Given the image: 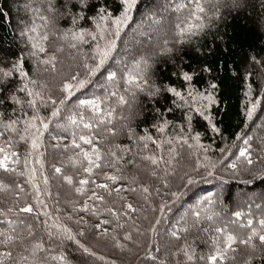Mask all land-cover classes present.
<instances>
[{"label": "trees", "instance_id": "16d2710c", "mask_svg": "<svg viewBox=\"0 0 264 264\" xmlns=\"http://www.w3.org/2000/svg\"><path fill=\"white\" fill-rule=\"evenodd\" d=\"M51 2L62 14L49 12L48 0H0V67L11 65L19 58L23 70L29 74L28 79L37 81L38 89L42 83L54 88L67 75L69 68L83 71L79 66L85 53L96 56L98 62L99 55L94 50L97 46L100 50H105L108 40H115L116 44L115 51L107 61L113 70L119 68L120 71L134 74L132 57L135 56L138 60L144 55L148 59L147 79L153 89H160L153 95H149L147 91H136L133 99L124 89H132L134 86L124 85L120 72L114 84L106 82L105 77L99 74L95 77L83 75L81 78L90 81L86 87L89 98L94 94L105 101L101 105L103 109L115 110L112 125L119 134L101 141L100 136L107 135L103 126H100L99 134L91 129H83L82 126L75 130L76 142L85 152L90 153L91 148L79 140V135L93 139L102 154L111 147L124 157L119 162V171L116 168L103 169L108 175L124 177L114 185L121 189L119 194L113 192L109 197L105 190H95L106 196L105 203L109 206L111 201L115 202L114 210H119L124 202L132 203L137 210L131 214V218L124 217L119 220L120 223L127 221L123 230L108 226L109 237H93L92 224L100 219L112 218L107 213L90 217L83 212H73L68 201L82 203L84 198L78 197L73 188L62 183L54 173V167H61L63 174L72 176L77 182L80 178H88L80 169L79 163L74 167L68 159L73 152H79V149L65 153V145L70 146L73 140L72 130L62 135L60 140L50 139L48 133L52 132L56 123L55 120H48L51 107L33 113L25 105L24 110L29 115H37L45 123H50V127L47 132L41 129L40 147L33 149L31 134L40 128L38 122L35 128L25 134L26 139L22 141L15 132L5 131L4 120H0V149L3 150L0 156L8 155L11 158L7 161L9 167L16 169L9 173L0 170V181L10 186L9 191H0V233L8 232L23 238L27 234L18 226L19 220L33 223L32 218L38 216L39 221H47V227L41 223L34 228L37 239L42 238L48 249L43 254L49 257L47 264H62L59 260L50 259V256L59 254L67 257L68 264H111L112 261L115 264H207L203 260H187L180 249L190 246V254H194L196 258L207 255L211 242L215 239L213 233L194 230L186 234L180 230L185 226L181 216L190 208L195 210L200 202L199 198L206 197L209 193L212 194L210 199L214 201L209 206L210 209L220 213L217 226L235 221L234 224L228 223V230L240 238L246 237L249 229L240 228L239 224H246L251 219L253 226L259 228L257 221L264 219V160L257 159L258 153H254V164L250 170L241 168L236 172L229 169L227 164L239 163L232 156L233 152L238 153L237 145L243 146V140L238 137H243L245 133L253 137V148H257L264 138V111L258 106L252 119L247 118V109L253 103L259 105V98H264V63H253V58L264 61V0H242L243 6L240 8L233 7L232 0H199L205 9L203 13L196 11V0H174L173 3L178 5L174 10L171 8L172 4L169 7L162 6L161 0H137L136 8L130 13L131 19L119 26L112 22L120 15L114 9L113 0H89V7L84 8L79 3L73 6L72 0ZM180 5L184 7L180 8ZM102 8L107 9L109 14V18L103 21L98 16ZM41 16L48 21L46 26L45 20L40 19ZM74 16L87 17V20L77 19L73 23ZM201 24L203 29L198 30L196 25ZM188 25H192L191 30L195 32L191 40L179 35L180 30H187ZM117 27L118 36L115 35ZM32 28L36 31H30ZM81 29L85 33L96 35L97 40L93 42L90 37H86L88 43L82 44L78 39H73V35H80ZM22 30L27 33L23 38L20 35ZM45 34L48 39L40 42L45 47L46 54L31 57L29 53L33 51V41L29 38L39 40ZM101 35L104 39H99ZM72 44L77 47H71ZM89 45L92 46L91 49ZM53 55L56 57L57 73L44 72L46 65H38V59H48ZM117 60L122 63L116 65ZM87 62L92 63L91 60ZM204 66L212 68L213 71H201ZM185 73L192 79L185 81ZM10 79L11 83L0 92V99L10 96L24 83L19 75ZM210 83L218 85L215 91L209 88ZM168 88L175 89L180 96L168 92ZM36 89L29 85V90ZM106 90L116 91L118 96H124L132 105L131 108L128 105L118 106L117 98L106 96ZM16 94L20 99H25L24 93ZM209 94L215 99L214 104H209L205 99ZM75 95L80 96L82 93L75 91ZM67 108L75 111L72 100L67 102ZM81 111L85 112V122H88L91 119V110ZM201 112L212 117L211 123L215 124L217 132L211 130L209 121L204 119ZM0 113H4L5 120L7 117L28 119L23 116L20 106L10 100L0 105ZM159 128H163V131H159ZM139 137L145 139L141 141ZM152 141H156V144ZM168 141L172 143L169 145ZM56 144L60 148L52 147ZM143 144L148 145L147 149H142ZM124 149L130 151L126 152ZM140 155L171 159V165L166 168L164 164H160L156 168L157 176H152V166L141 160ZM13 159L18 163L13 164ZM36 159L41 163H36ZM197 162L204 166L197 168ZM212 164L216 167H212ZM32 170H35V178L31 177ZM165 171L174 174L165 180ZM20 172L24 175L20 176ZM94 172L99 170L94 169ZM185 173L192 177L194 183L189 185L186 180L181 181L180 177ZM44 177L48 178L47 185L43 182ZM91 178L97 180V183L107 182L112 186L111 181H104L101 176L93 175ZM16 183L24 189L18 196L15 195L19 191L14 188ZM33 184L40 189L39 197L32 188ZM86 187L94 188V185ZM142 187H149L152 193L147 201L141 194ZM130 188H135L136 192L125 190ZM242 190V199H237V194ZM172 193L176 195L173 196ZM254 193L259 197L249 200V196ZM39 201H43L46 207ZM91 203L90 201V206ZM161 203L166 205L164 211H154ZM26 204L33 206L31 214L16 211L18 207ZM234 212H240L241 217L238 219L233 216ZM69 215L71 219H68ZM78 216H84L88 224L76 223ZM154 217L162 218L161 223L155 225V230L149 231L150 223L155 224ZM57 225L70 228L73 235L84 229L85 236L77 238L95 251L97 256L105 259L98 260L83 253L75 243L67 239L62 242L49 240L47 230L58 231ZM202 227H208V222ZM11 228L16 229L15 233ZM173 229L181 237L179 240L169 234ZM125 232L132 235V241H123ZM113 235L126 244V250L113 247L110 239ZM253 243L259 248L258 239L253 238ZM233 247L237 251L229 252L228 255H235V260L227 261L226 264H264V254L249 260V250L245 245L234 244ZM146 250L156 257L155 261L146 259ZM8 251L12 252V258L0 255V264H12L13 260L16 264H23L19 257L25 253L18 246L0 245V254Z\"/></svg>", "mask_w": 264, "mask_h": 264}, {"label": "snow or ice", "instance_id": "6c2138e0", "mask_svg": "<svg viewBox=\"0 0 264 264\" xmlns=\"http://www.w3.org/2000/svg\"><path fill=\"white\" fill-rule=\"evenodd\" d=\"M73 6H75L76 3H79L81 8L89 7V0H72ZM113 5L115 11L119 12L120 15L115 17V19L112 21L117 26L122 24L123 22L130 19V13L134 8L137 6V0H113ZM232 6L235 8H240L243 6L242 0H232ZM66 7V5L64 6ZM180 8H183L184 5H180ZM48 11L49 12H57L58 10L52 5L51 0H48ZM196 11L203 13L205 9L200 5L199 0H196ZM0 12H2V9H0ZM100 20H105L109 18V14L107 12V9H100V12L98 13ZM41 20H45V17L41 16ZM77 19H85L87 20V17H73V23L76 22ZM199 19V17H197ZM48 21L45 20V26L47 25ZM177 28H180V25L176 26ZM192 25H188L187 30L181 29L179 32V35L185 37L188 40H191L195 36V32H193ZM198 30L203 29V25H196ZM30 31L35 32L36 29L32 28ZM21 37L27 36V33L23 30L20 32ZM111 35V34H110ZM115 35H119V27H117V31ZM67 36V34H66ZM86 37H90V39L95 42L97 40V36L92 34L91 32L85 33L83 29L80 31V35L76 36L73 35V39H78L82 44H87L88 39ZM66 38V37H65ZM31 41V48L33 51L29 53L31 57H37L38 54H46V49L43 46V44L40 42L41 40H47L48 36L47 34L43 35L39 40L30 37ZM99 39H104V36L101 35ZM167 43V41H165ZM71 47H77L76 44H72ZM91 45H89V48L91 49ZM115 40H108L107 47L105 50H100L99 46L96 47L94 51L97 52L99 55V60L97 62V57L92 56L89 53L84 54V59L80 62V69L83 71L77 70L73 71L71 68H69L67 75L64 76L58 85H56L54 88L50 86L47 83L40 84V87L36 89L37 81L34 79H28L29 74L23 70V64L21 63L20 59L17 58V60L11 65L5 64L3 67H0V92H3V90L11 83V79L14 75H19L24 83L21 87L16 89V92L12 93L10 96H5L4 99H0V105H3L6 101L10 100L13 104L19 105L20 110L23 113L24 117H28V119H23L21 117H17L16 119H12L11 117H7L5 120L4 113H0V120H4L3 127L5 131L9 132H15L20 140H25L27 133L30 132V129L36 127V123L38 122L40 125V128H37L35 133H32V148L38 149L40 147V141H41V129L43 131L47 132V130L50 127V123H45L44 120L39 119V117L35 114L29 115L28 111L24 110V106L27 105V108L31 110L33 113L45 110L49 106L51 107V113L48 117L49 121L55 120L56 123L54 124L52 128V132H49L48 135L50 139L54 140H60L62 135L66 134L70 129L73 132V140L71 142V145H65V153L68 151H72L74 149H79V152H73V155L68 157V159L72 162L73 166L75 167L77 163H79L80 169H82L83 173L87 174L88 178H80L77 181L73 179L70 175H65L62 173L61 167H54V173L62 180V183L67 184L68 186H71L74 190V192L77 194L78 197H83V202L80 203L79 201H72L69 200L68 203L72 206L73 212H83L87 214L90 217H99L103 215L104 213H107L109 217L112 219H100L98 222H94L92 224L91 228V234L93 237H100L105 238L109 237V230L108 226L113 227L114 229L123 230L125 228V224L127 221L125 220V223H120L119 220L123 219L124 217L131 218V214H134L136 212V208L132 203L124 202L121 204L119 210L115 209V202L111 201L110 205L108 203H105L106 196L104 194H100L95 189H101L105 190L107 193V196H111L113 192L119 194L121 191L120 188H115L114 185L124 179L122 175H108L103 171L105 167L107 168H116L117 171H119L118 165L121 160L124 159L123 156H120L117 151H114L111 147L105 150V152L102 154L101 149L97 146V144L93 141V139L89 138L86 135H79V140L82 141L84 144L89 145L91 148V152H85L83 148H81V145L76 142V129L79 127H83V129H91L93 131H96L99 134L100 126H103L104 133H107V135H101L100 139L101 141L108 140L109 137H115L119 134V132L116 130L115 126L112 125V119H113V113L114 109L105 110L101 107L105 101L99 97H96L94 94L91 95V98H89V95L86 93V87L87 84L90 83V81H87L86 79L81 78L83 75H86L88 77H95L99 74L101 77H105L106 82L108 83H115L118 72H120V79L123 82L124 85H130L134 86V88L130 89L126 87L124 91L128 94H130L133 99L135 97L136 91H147L149 95H153L160 91V89H153L150 86V83L147 79V71L149 68L148 59L141 55L140 58L137 60L135 56L132 57L134 60V66H133V72L134 74H129L124 71H120L119 68L116 70H113L112 67L108 66L107 61L109 60L111 53L115 51ZM60 49H57L59 51ZM91 60L92 63H88L87 61ZM38 65H46V67L43 68L44 72H51V73H57L56 68V57L53 55L49 57L48 59H38ZM121 60L115 61L116 65L121 64ZM253 63H264V61H257L255 58H253ZM126 67V66H125ZM201 71L210 72L213 71L212 68L208 66H204ZM106 74V75H105ZM262 76H264V73H262ZM184 80L189 81L192 79L191 76H189L187 73L184 74ZM29 85L33 87V89L36 90H29ZM15 87V85H13ZM218 85L216 83H210L209 88L215 91L217 89ZM81 91L82 95L77 96L75 95V91ZM168 92L174 93L176 96H180L179 92H176L173 88H168ZM24 93L25 99H20L16 93ZM105 95L112 98H117V104L120 107H123L124 105H128L129 108H131V104L125 99L124 96H118V93L116 91H105ZM205 99L208 100L209 104H214L216 101L212 97L211 94H209ZM255 99V98H254ZM260 103L257 105L256 103L252 104V107L247 109V118L252 119L253 114L256 110V108L259 106L262 111H264V98H259ZM72 100L74 102L75 111L72 112L67 108V102ZM82 109H90L91 110V119L88 122H85L86 114L84 111H81ZM218 111V109H217ZM63 113V115H62ZM14 114V113H13ZM203 115L204 119L209 121L211 130L213 132H217L218 129L215 127V124H212V117L209 115H204L203 112L200 113ZM126 119V117H125ZM19 126V127H18ZM159 131H163V128H159ZM131 129H129V132ZM131 138V137H130ZM144 137H139V140H144ZM150 139V138H149ZM193 139H198V137H193ZM238 139L243 140V146L238 147V153L233 152L232 156L236 158L237 162H231L227 164V167L231 169L233 172L239 171L241 168H246V170H250L251 166H253L254 161L252 159V156L254 153H258L257 159L264 160V138L261 139V143L257 145V148H253L252 141L253 137L248 136L246 133L243 137H238ZM186 142V141H185ZM153 144H156V141H152ZM172 142L168 141V144L170 145ZM160 145H157L159 147ZM54 149L60 148L59 144L52 145ZM148 145L143 144L142 149H147ZM124 151H130V149H124ZM224 150H222L223 152ZM0 153H3V150L0 149ZM15 156V154H13ZM83 159H80V158ZM11 159L8 155L4 154L0 156V170H3L5 173L9 172H15V168L9 167L7 161ZM140 159L149 162V164L152 166L151 175L157 176L156 168H159L160 164H164L165 167H170L171 165V159L164 160L162 157H156L155 155L150 156H144L140 155ZM36 163H41L39 159H36ZM13 164H17L18 161L13 159ZM27 164V161L25 162ZM128 163H132V161H128ZM204 165H200L199 162H197V168L202 167ZM212 167H216L215 164L211 165ZM95 170H99V172H94ZM196 171V169H194ZM174 173H169L165 171L164 173V179L167 180L168 176L173 175ZM211 173H209L210 175ZM20 176H23L24 173L20 172ZM93 175H98L103 178L104 181H111L112 186H110L107 182L103 183H97V180L92 179L91 177ZM31 177L35 178V170L31 171ZM181 181L186 180L187 184L194 183V180L190 175L185 173L184 176L180 177ZM44 184H48V178L44 177ZM133 182H135V178H133ZM88 185H94V188L86 187ZM14 188L18 189L19 191L15 193V195H19L24 191V189L20 188V185L18 183L14 184ZM32 188L36 190V195L39 197L40 189L37 185L33 184ZM10 186L8 183H5L4 181H0V191H9ZM126 191L136 192L135 188L125 189ZM158 192V189L156 190ZM45 192H47V189H45ZM90 193V194H89ZM50 194V193H49ZM141 194L143 195V199L145 201L148 200V197L152 194L150 192L149 187H142L141 188ZM173 196H175V193H172ZM211 193L208 194L206 197H200L199 201L203 202L202 204L200 202L197 203L195 206V210L192 208L186 210L185 214L181 216V220L184 222V228H182L180 231L184 233H191L194 230H199L203 232H212L215 236V239L211 242V249L209 254L207 255H201L200 257L196 258L194 254L191 253V247L186 246L180 251H182L183 255L186 257L187 260L191 261L193 259L203 260L206 261L207 264H226L227 261H234L235 255L229 256L228 253L232 252L235 253L237 251L236 248L233 247L234 244L239 245H245L247 247L248 251V259H255L257 255L264 254V219H260L257 221V224L259 225V228L253 226V220L249 219L247 220L246 224H239L238 227L240 228H248L249 234L244 237L240 238L233 232L228 230V223H236L235 221H229L228 223H224L217 226V218L220 216L219 212H214L210 209V205L214 203L211 197ZM120 199L123 201L124 198L120 197ZM91 203V206L89 202ZM39 203L42 206L43 201H39ZM166 205L161 203L158 205L157 209H154V211H160L163 212ZM33 206L26 204L23 207H18L17 212L18 213H27L31 214L33 212ZM10 212L11 209H8ZM43 215H48L47 213H43ZM233 216L237 217L238 219L241 217L240 212H234L232 213ZM72 217L69 215L68 219H71ZM33 223H27L25 220L21 219L18 221V226H20L25 232L26 237H19L10 235L8 232H2L0 233V245H4L7 247L10 244L16 245L20 248L22 253H25L24 255H20V260L23 262V264H47V259L49 257H45L43 254L48 251V249L45 247V243L43 239H37L34 228L37 224H43L45 227H47V221H39L38 216L32 218ZM155 224L149 225V231L155 230V225H158L161 223L162 218H155ZM208 222V227H202V225ZM10 224L14 222H9ZM76 223L78 224H84L87 225L88 221L84 219V216H78ZM58 231H52L51 229L47 230V236L49 240H58L63 241L65 239L75 243L79 249L83 251V253L93 256L98 260H104L105 258L103 256H97L96 252L93 251L91 248L87 247L85 243H82L77 237H83L85 236L86 232L84 229L79 230L77 234L73 235L72 230L70 228L57 225ZM11 231L15 233L16 229L11 228ZM172 237L179 240L181 237L177 234V231L175 229L171 230L169 233ZM219 234V235H217ZM253 238L258 239L259 241V248L256 244L253 243ZM111 241L113 242V247L120 250H126V244L122 243L120 239L117 238V236L113 235L110 237ZM124 242L132 241L133 237L128 232H125L122 237ZM207 244V242H206ZM159 251V249H157ZM0 255H4L6 258L11 259L12 258V252L8 251L6 253H2ZM145 256L147 260L155 261L156 257L152 255L151 251L146 250ZM50 259L55 261L59 260L62 262V264H68L67 257L63 254H59L57 256H50ZM12 264H16L15 260L12 261ZM111 264H115V261H112Z\"/></svg>", "mask_w": 264, "mask_h": 264}, {"label": "rangeland", "instance_id": "374dc122", "mask_svg": "<svg viewBox=\"0 0 264 264\" xmlns=\"http://www.w3.org/2000/svg\"><path fill=\"white\" fill-rule=\"evenodd\" d=\"M174 2V0H161V2H160V4L162 5V6H166V7H169L171 4H172V10H174V9H176V7L178 6L177 5V3L175 4V3H173ZM167 10H168V8H167ZM164 14H165V12H164ZM131 19V18H130ZM129 20V19H128ZM242 193H244V191L242 190V191H239V193L237 194L238 196H237V199H242L241 198V196H242ZM257 197H259L257 194H251L250 196H249V200H253V199H255V198H257Z\"/></svg>", "mask_w": 264, "mask_h": 264}]
</instances>
